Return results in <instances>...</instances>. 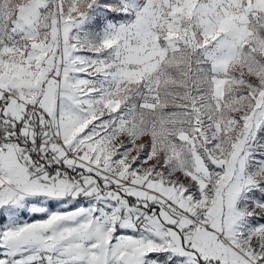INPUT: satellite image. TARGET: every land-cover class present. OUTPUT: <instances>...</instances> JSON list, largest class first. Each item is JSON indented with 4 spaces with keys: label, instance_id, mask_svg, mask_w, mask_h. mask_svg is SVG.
Segmentation results:
<instances>
[{
    "label": "snow or ice",
    "instance_id": "1",
    "mask_svg": "<svg viewBox=\"0 0 264 264\" xmlns=\"http://www.w3.org/2000/svg\"><path fill=\"white\" fill-rule=\"evenodd\" d=\"M0 264H264V0H0Z\"/></svg>",
    "mask_w": 264,
    "mask_h": 264
}]
</instances>
